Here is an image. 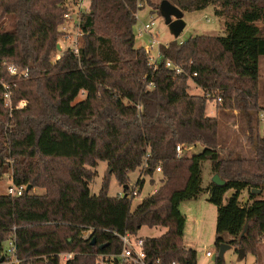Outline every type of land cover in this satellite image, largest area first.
I'll return each mask as SVG.
<instances>
[{
	"label": "trees",
	"instance_id": "16d2710c",
	"mask_svg": "<svg viewBox=\"0 0 264 264\" xmlns=\"http://www.w3.org/2000/svg\"><path fill=\"white\" fill-rule=\"evenodd\" d=\"M65 1L0 0V78L10 85L13 109L0 81V179L9 175L15 186L44 190L0 195V247L15 236L23 264H60L63 253L75 254L67 264H96L97 253L121 249L113 232L138 236L143 227H162L165 234L143 238L149 258L197 264V252L184 240L180 206L207 193L218 209L217 251L227 243L258 258L264 241V200L258 199L264 193V136L258 132L264 0H168L184 13L213 6L224 27L223 36L162 48L184 69L178 77L162 65L150 72L145 49L136 47L138 12L148 6L160 13L163 0H91L79 54L67 51L54 62ZM4 63L28 69L29 78L17 81ZM190 81L204 94H190ZM23 100L27 106L16 109ZM211 101L220 111H239L253 158L220 151L219 119L207 114ZM197 144L198 153L177 157L178 145ZM208 161L223 186L203 188ZM99 162L108 169L100 193L92 195ZM158 167L160 188L135 210L132 199L109 195L112 176L128 193L132 173L153 178ZM144 184L137 183L140 191ZM86 229L94 230L90 240L82 238Z\"/></svg>",
	"mask_w": 264,
	"mask_h": 264
},
{
	"label": "rangeland",
	"instance_id": "374dc122",
	"mask_svg": "<svg viewBox=\"0 0 264 264\" xmlns=\"http://www.w3.org/2000/svg\"><path fill=\"white\" fill-rule=\"evenodd\" d=\"M91 0H86L85 6L90 8ZM184 21L186 28L181 33L178 39H176L170 32L168 26L165 23L164 18L160 13L152 11L148 6H145L143 10L138 12L137 24L134 27V34L136 38V47L145 48L149 40L146 34L140 36L141 29L154 22L153 33L157 39L163 44H170L173 41L178 43H184L196 36H223V20L215 16L214 7L209 6L207 9L194 13H184ZM8 28V25H7ZM58 44H62L66 48L68 42H65V36H59ZM260 82H259V106L263 109L260 113V124L258 132L261 136H264V57L260 58ZM189 92L192 95H203V89L197 87L192 81L189 82ZM85 98L84 94H81L78 101ZM207 114L219 119V144L220 151L223 154L232 152L233 155L239 158L251 159L255 156V149L248 141V134L244 132V122L242 121L241 114L234 108L232 110L220 111L216 107V103L211 101L207 105ZM202 150V145L197 144L196 148L192 152L184 151L182 156H191L194 153H198ZM108 164L106 162H99L98 167L93 169L95 177L90 183V191L92 195H98L102 188L104 177L107 173ZM140 176L139 171H136L130 175V182L132 186L136 183ZM214 173L212 171V163L210 161L205 162L203 165V188L206 189L212 182ZM144 187L140 191L138 186L139 197L133 200L132 210H135L144 198L152 195L155 190H158L161 186V180L163 179L161 174H157L153 178L143 177ZM152 180L155 184L152 183ZM13 185L11 177L9 175L0 179V195L7 194L8 188ZM132 189V188H131ZM123 191V187L119 185L114 176L110 179L109 195L116 197ZM33 194H43L44 190L36 189L32 190ZM233 191L228 192L224 199V204L232 196ZM208 194L203 193L198 200L186 201L181 204L180 211L186 218V227L184 239L187 247L194 249L197 252V264H215L213 257L217 256L221 258L225 264H264V241L259 244V256L258 258L252 253H245L243 258L240 257L239 251H236L235 247L228 245L229 248L222 252L220 247L217 251L215 246L216 238V222L217 212L216 206L207 201ZM259 200H264V193L258 197ZM248 200V193L244 192L241 201L244 204ZM167 232L166 228H148L143 227L138 237L152 238L159 237ZM6 247V245H5ZM212 253V257L208 258L207 253Z\"/></svg>",
	"mask_w": 264,
	"mask_h": 264
},
{
	"label": "built area",
	"instance_id": "2783aa9c",
	"mask_svg": "<svg viewBox=\"0 0 264 264\" xmlns=\"http://www.w3.org/2000/svg\"><path fill=\"white\" fill-rule=\"evenodd\" d=\"M86 0H66L64 7L67 9L64 15V21L59 27V32L61 35L65 36V42H68L66 48L62 44H58V54L54 59V62L60 60L63 53L70 51L75 55H78L80 52L81 42L83 39V31L81 28L82 16L89 12V6H85ZM138 17V15H137ZM154 22H151L145 25L141 31L140 36L146 34L149 38L147 45L145 46V53L148 58V70L150 72H156L159 67L162 65L165 69L171 72L174 77L181 76L185 73L184 69L176 64L175 62L166 59L162 48H168V44L163 45L153 33ZM9 75L15 77L17 81L27 80L30 76V71L28 69H22L20 66L10 63H4L3 65ZM197 74H194L196 77ZM190 80L192 78L190 77ZM2 86L5 90V104L7 107L12 109V92L10 89V85L5 83L3 79L0 78ZM150 89L154 86L149 84ZM221 102V99H219ZM27 101H21L16 109H24L27 106ZM197 145H178L176 148L177 157H182L184 151L192 152L195 150ZM195 154V153H194ZM149 155L146 156L143 164V170H146L149 166ZM161 167L156 169V175L161 174ZM143 176L140 174L138 180L132 186L129 184L130 191L126 193L123 189L121 193H119L120 197H126L134 200L139 197L141 193L138 191L137 183L139 180H142ZM137 186V187H135ZM27 192V186H15L14 184L8 188L7 194L12 197H21L24 193ZM157 190L154 191L156 193ZM93 229H86L82 238L85 240H90L93 236ZM113 235L119 240L121 244V249L119 251L113 252H99L96 254V264H162V260L160 258L150 259L146 248L145 242L142 237L134 236L132 234H119L117 232H113ZM6 245V247H5ZM75 257L74 253H63L60 254V264H67L70 260ZM207 257L211 258L212 253L208 252ZM0 264H23V260L19 258L18 249L16 244V238L13 236L10 238L3 246L0 247ZM33 264V263H29ZM172 264H179L174 262Z\"/></svg>",
	"mask_w": 264,
	"mask_h": 264
},
{
	"label": "water",
	"instance_id": "95a60500",
	"mask_svg": "<svg viewBox=\"0 0 264 264\" xmlns=\"http://www.w3.org/2000/svg\"><path fill=\"white\" fill-rule=\"evenodd\" d=\"M159 12L161 16L164 18L166 25L168 26L171 34L178 39L181 33L186 28V23L184 21V12L181 11L176 6L172 5L168 0H163L160 4ZM212 182L215 185L223 186L225 184L224 181L221 180L219 175H215L213 177ZM32 191V186L27 187V192ZM255 194H260V190H253ZM96 244V240H92V245ZM104 247H101L103 249ZM222 252L229 248L228 245H221ZM240 257L243 258L245 256V251L243 249L239 250ZM217 256L213 257V261L215 262L217 260ZM221 259V258H219Z\"/></svg>",
	"mask_w": 264,
	"mask_h": 264
},
{
	"label": "crops",
	"instance_id": "0c3cea01",
	"mask_svg": "<svg viewBox=\"0 0 264 264\" xmlns=\"http://www.w3.org/2000/svg\"><path fill=\"white\" fill-rule=\"evenodd\" d=\"M186 238V236L184 235V239Z\"/></svg>",
	"mask_w": 264,
	"mask_h": 264
}]
</instances>
